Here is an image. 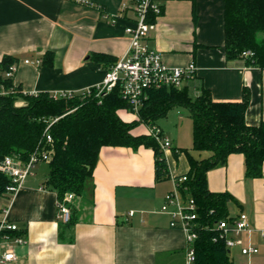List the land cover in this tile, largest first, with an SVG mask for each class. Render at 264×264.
<instances>
[{"label":"crops","instance_id":"1","mask_svg":"<svg viewBox=\"0 0 264 264\" xmlns=\"http://www.w3.org/2000/svg\"><path fill=\"white\" fill-rule=\"evenodd\" d=\"M90 2L0 0V61L4 56L17 58L15 86L28 94H57L78 93L102 84L113 62L127 50L125 29L134 26V16L122 10L129 0ZM158 2L163 13L155 21L148 46L160 54L162 62L169 67L193 62L195 80L185 85L194 96L199 89L208 90L214 102H240L246 87L250 94L246 124L264 122V69L225 57L224 0ZM46 53L52 54L51 65L43 64ZM95 55L112 59V64L96 62ZM37 60L39 64H35ZM182 110L171 109L164 117L172 116L178 122L172 139L158 120L154 126L171 144L164 154L169 180L155 182L151 149H100L94 187L77 205L80 214L71 244L58 240L56 194L43 187L45 179L35 170L15 195L0 196V222L5 219L16 225L26 240V245L13 248L16 258L8 264H185V236L170 228L168 215L160 211L165 195L174 189L172 178L189 170L185 154L173 151L185 147L178 146ZM117 114L124 122L137 119L127 110ZM147 133L144 125L131 131L134 136ZM191 154L197 159L209 156ZM207 186L210 192L232 196L231 216L243 212L248 219L249 232L239 238L242 245L258 252L242 256L235 247L230 251L232 262L264 264V164L261 178L246 179L242 155L232 154L224 166L207 173Z\"/></svg>","mask_w":264,"mask_h":264},{"label":"trees","instance_id":"2","mask_svg":"<svg viewBox=\"0 0 264 264\" xmlns=\"http://www.w3.org/2000/svg\"><path fill=\"white\" fill-rule=\"evenodd\" d=\"M162 13L161 6L158 15L149 13L147 22L154 23ZM224 52L227 60L241 59L247 67L264 69V0H224ZM243 52L249 54L243 56ZM94 59L112 64V59L103 55H95ZM16 62L17 58L11 56L0 61V163L6 156L26 162L35 151H51L42 185L56 194L59 203L67 195L73 196L72 201L65 203L70 211L69 220L58 225L60 242L73 243V230L80 214L75 201H83L87 190L94 187L93 171L102 147L151 149L155 182L170 179L166 158L154 137L148 133L134 136L131 131L140 125L154 127L171 109L182 108L191 120V147L173 151L185 154L189 170L174 178H186L178 184V191L196 206L193 264H233L229 250L217 238L216 222L231 216L229 204L235 201L228 193L210 192L207 173L224 166L230 155L240 154L244 177H262L264 122L256 126L246 124L250 101L246 87L240 102H214L206 89H199L194 96L189 85L149 90L137 119L124 122L117 112L129 108L119 85L101 97H96V87L71 99L48 93L28 94L14 85L13 76L6 77ZM51 63L52 54L46 53L43 64ZM54 119L57 120L49 129L52 142L47 143L44 131ZM191 152L209 156L197 159ZM10 185L9 177L0 171V196L6 195Z\"/></svg>","mask_w":264,"mask_h":264},{"label":"built area","instance_id":"3","mask_svg":"<svg viewBox=\"0 0 264 264\" xmlns=\"http://www.w3.org/2000/svg\"><path fill=\"white\" fill-rule=\"evenodd\" d=\"M81 5H91L90 0H70ZM123 11H129L134 16V26L125 29L128 37V47L125 54L106 73L101 85L96 87V97L109 93L119 85L121 97L128 105L131 114L137 117L139 108L146 97V92L163 87L181 88L186 82L195 79L196 66L193 62L185 67H169L162 62L160 54L148 46V38L154 31L155 22H147L149 13H160L161 5L158 0H129V4L122 6ZM249 52H243L247 56ZM25 63H30L25 60ZM39 64V61H35ZM16 71V65L9 68L6 77H12ZM89 93V89L78 93ZM74 92H61L53 94L57 98L71 99ZM57 119L52 120L46 127L45 141L52 142L49 134L51 125ZM150 134L158 142L161 151L165 154L171 148L170 141L157 127L148 128ZM51 151L41 150L32 153L26 162L19 158L6 156L0 163V171L9 177L11 185L7 187V195H15L21 188L27 177L31 176L35 167L40 163L50 161ZM165 157V156H164ZM186 178H172L174 189L165 195L160 208L162 213L169 217V227L181 231L185 236V264H193L195 259L193 243L197 238L195 230L196 206L192 199H183L178 191V184ZM73 196L67 195L62 203L57 202L58 219L66 223L70 217V211L65 204L72 201ZM7 215V209L3 210ZM217 238L223 241L226 249L238 247L242 256L254 255L257 248L244 246L240 236L249 232L247 216L243 212L227 217L216 222ZM19 234L16 225L8 223L5 219L0 222V264H8L15 260L13 248L26 245V240ZM234 264V263H233Z\"/></svg>","mask_w":264,"mask_h":264},{"label":"rangeland","instance_id":"4","mask_svg":"<svg viewBox=\"0 0 264 264\" xmlns=\"http://www.w3.org/2000/svg\"><path fill=\"white\" fill-rule=\"evenodd\" d=\"M181 111V110H180ZM183 111V116L184 119H182L183 123L182 126L179 127V136H180V140L181 142L179 143L178 146L180 147H184V149H190L191 147V131L188 130L187 125H189L190 121H189V116H188V112L184 109ZM172 115V114H170ZM185 116L187 117V119L185 118ZM177 121H175L174 118H172V116H169L168 118H164V119H160L157 121V124L160 125L161 127H163L164 132L169 136L170 139H172L171 137V133L174 132L175 130V126L177 125ZM168 132V133H167ZM190 145V147H189ZM189 147V148H188ZM35 172L37 173L38 176L42 177L43 179L46 178L47 172H48V167L46 164H38L35 167ZM76 205H78L80 203L79 200L75 201ZM232 211H230L231 213ZM234 252V249L232 250Z\"/></svg>","mask_w":264,"mask_h":264}]
</instances>
